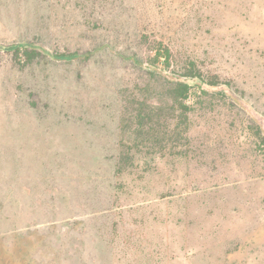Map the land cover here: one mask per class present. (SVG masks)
<instances>
[{
    "label": "rangeland",
    "instance_id": "obj_1",
    "mask_svg": "<svg viewBox=\"0 0 264 264\" xmlns=\"http://www.w3.org/2000/svg\"><path fill=\"white\" fill-rule=\"evenodd\" d=\"M263 136L264 0H0V264H264Z\"/></svg>",
    "mask_w": 264,
    "mask_h": 264
},
{
    "label": "trees",
    "instance_id": "obj_2",
    "mask_svg": "<svg viewBox=\"0 0 264 264\" xmlns=\"http://www.w3.org/2000/svg\"><path fill=\"white\" fill-rule=\"evenodd\" d=\"M20 48L16 49V54L20 52ZM24 55L26 56L28 61H32L36 57V51L33 49L25 48L24 49ZM164 57V61L168 62L169 59V50H166V55L161 56ZM160 58V57H158ZM184 74H182L183 78H177L173 81L170 82L169 86V95L171 99H173L174 103H177L183 111L184 114H186L188 110V104L186 101L189 98L190 95V89L191 85L187 79H196L198 81H201L202 83H205L206 85L209 86H217L219 84V79L217 76H211L206 78L204 72L197 66L196 62L191 61L189 66L185 68ZM146 113L145 112H140L139 117L142 120H145ZM263 141H264V136H263Z\"/></svg>",
    "mask_w": 264,
    "mask_h": 264
}]
</instances>
